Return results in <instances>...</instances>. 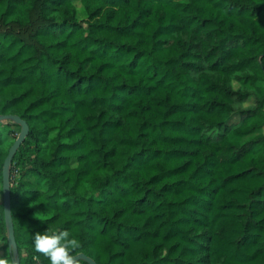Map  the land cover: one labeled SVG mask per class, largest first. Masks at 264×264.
I'll return each mask as SVG.
<instances>
[{"label":"trees","instance_id":"trees-1","mask_svg":"<svg viewBox=\"0 0 264 264\" xmlns=\"http://www.w3.org/2000/svg\"><path fill=\"white\" fill-rule=\"evenodd\" d=\"M0 115L21 264H264V0H0Z\"/></svg>","mask_w":264,"mask_h":264},{"label":"water","instance_id":"water-1","mask_svg":"<svg viewBox=\"0 0 264 264\" xmlns=\"http://www.w3.org/2000/svg\"><path fill=\"white\" fill-rule=\"evenodd\" d=\"M8 120L16 123L21 127V131L16 138L15 142L11 146L9 153L4 161L3 170H2V187H3V203H4V213H5V222L8 233V243L9 250L13 253L14 261L13 264H21L20 257L18 252V247L15 238L14 224L12 219L11 212V168L14 156L16 155L18 149L24 143L26 137L29 134V125L22 119L19 115H0V123H6ZM77 262L79 260H85L89 264H97V262L87 256L84 253L76 254Z\"/></svg>","mask_w":264,"mask_h":264},{"label":"clouds","instance_id":"clouds-1","mask_svg":"<svg viewBox=\"0 0 264 264\" xmlns=\"http://www.w3.org/2000/svg\"><path fill=\"white\" fill-rule=\"evenodd\" d=\"M32 246L35 253L42 254L49 264H77L75 251L79 245L76 239L70 237L68 231H52L35 233ZM38 257L33 256V260ZM0 264H8L5 257H0Z\"/></svg>","mask_w":264,"mask_h":264},{"label":"rangeland","instance_id":"rangeland-1","mask_svg":"<svg viewBox=\"0 0 264 264\" xmlns=\"http://www.w3.org/2000/svg\"><path fill=\"white\" fill-rule=\"evenodd\" d=\"M75 5L78 9V18L80 20H83V19H86L87 18V14L85 12V9L84 7L82 6V4L80 3V1H76L75 2ZM253 103V99H249V101L247 102V105H250ZM20 132H18V128H13V131L11 134H9L8 136H6L4 139V145L0 148V151L4 154V155H8L9 153V150L11 148V146L13 145V143L15 142L16 139H14V137H18ZM256 136V134H252L248 137H246L245 141H248V140H251V139H254ZM20 177V174H19V171L18 170H15L14 173L12 174V180H11V186H14L18 179ZM2 176H0V201L3 200V187H2ZM38 217H42V216H38ZM5 253V249L3 247V244L0 243V256H2L3 254Z\"/></svg>","mask_w":264,"mask_h":264}]
</instances>
